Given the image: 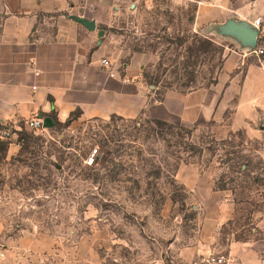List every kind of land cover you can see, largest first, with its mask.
<instances>
[{
  "label": "rangeland",
  "instance_id": "1",
  "mask_svg": "<svg viewBox=\"0 0 264 264\" xmlns=\"http://www.w3.org/2000/svg\"><path fill=\"white\" fill-rule=\"evenodd\" d=\"M203 1L117 0L115 65L146 60L156 101L214 86L226 60L242 74L247 47L198 22ZM231 122L72 116L0 140V264H264V120Z\"/></svg>",
  "mask_w": 264,
  "mask_h": 264
},
{
  "label": "crops",
  "instance_id": "2",
  "mask_svg": "<svg viewBox=\"0 0 264 264\" xmlns=\"http://www.w3.org/2000/svg\"><path fill=\"white\" fill-rule=\"evenodd\" d=\"M116 3L0 0V128L37 117L43 130H52L74 112L81 121L147 114L195 128L230 111L233 132L264 120V57L247 56L242 74L235 61L226 60L214 86L167 91L154 100L152 87L141 80L146 60L133 57L122 71L115 65L108 29ZM251 16L264 19V0H204L198 7L201 25L232 18L249 23ZM75 18L93 22V30ZM102 59L111 62L115 77L102 68Z\"/></svg>",
  "mask_w": 264,
  "mask_h": 264
},
{
  "label": "built area",
  "instance_id": "3",
  "mask_svg": "<svg viewBox=\"0 0 264 264\" xmlns=\"http://www.w3.org/2000/svg\"><path fill=\"white\" fill-rule=\"evenodd\" d=\"M249 24L256 31L257 36L256 45L252 48H247L246 54L247 56L261 59L264 57V19L260 16L252 17ZM101 66L107 71L110 78L115 77L112 64L109 60L102 59ZM122 81L125 83L128 82V80L125 78H123ZM1 122L2 120H0V125ZM26 129L33 132L43 130L41 119L37 117L29 118L23 122L22 126H17L12 123L3 124V126L0 128V140L12 143V141L17 140L18 136L22 132L26 131Z\"/></svg>",
  "mask_w": 264,
  "mask_h": 264
},
{
  "label": "water",
  "instance_id": "4",
  "mask_svg": "<svg viewBox=\"0 0 264 264\" xmlns=\"http://www.w3.org/2000/svg\"><path fill=\"white\" fill-rule=\"evenodd\" d=\"M78 22L83 24L89 30H93L94 23L88 22L82 19L75 18ZM227 24V34L236 37L244 47H254L256 45V31L246 22H235L234 20H228Z\"/></svg>",
  "mask_w": 264,
  "mask_h": 264
},
{
  "label": "trees",
  "instance_id": "5",
  "mask_svg": "<svg viewBox=\"0 0 264 264\" xmlns=\"http://www.w3.org/2000/svg\"><path fill=\"white\" fill-rule=\"evenodd\" d=\"M143 77L145 78L146 76L145 75H143ZM78 114H79V112H74L73 114H72V116H78ZM58 125H60V124H57V126ZM246 168H245V170L247 169V166H245Z\"/></svg>",
  "mask_w": 264,
  "mask_h": 264
}]
</instances>
